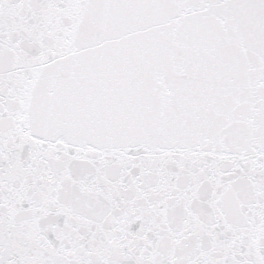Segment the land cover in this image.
Here are the masks:
<instances>
[{
    "label": "snow or ice",
    "instance_id": "6c2138e0",
    "mask_svg": "<svg viewBox=\"0 0 264 264\" xmlns=\"http://www.w3.org/2000/svg\"><path fill=\"white\" fill-rule=\"evenodd\" d=\"M0 264H264V0H0Z\"/></svg>",
    "mask_w": 264,
    "mask_h": 264
}]
</instances>
